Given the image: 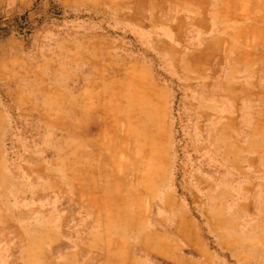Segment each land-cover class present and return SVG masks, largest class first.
Masks as SVG:
<instances>
[{"label":"rangeland","instance_id":"obj_1","mask_svg":"<svg viewBox=\"0 0 264 264\" xmlns=\"http://www.w3.org/2000/svg\"><path fill=\"white\" fill-rule=\"evenodd\" d=\"M164 250L264 264V0H0V264Z\"/></svg>","mask_w":264,"mask_h":264},{"label":"crops","instance_id":"obj_2","mask_svg":"<svg viewBox=\"0 0 264 264\" xmlns=\"http://www.w3.org/2000/svg\"><path fill=\"white\" fill-rule=\"evenodd\" d=\"M61 251V250H60ZM71 252V251H70ZM154 257L166 261L167 264H187L182 256H172L171 253L156 251L153 253ZM136 264V263H135Z\"/></svg>","mask_w":264,"mask_h":264},{"label":"bare ground","instance_id":"obj_3","mask_svg":"<svg viewBox=\"0 0 264 264\" xmlns=\"http://www.w3.org/2000/svg\"><path fill=\"white\" fill-rule=\"evenodd\" d=\"M147 244L150 245V240H147ZM167 250H169V249H167ZM167 250H164V253L165 252L169 253Z\"/></svg>","mask_w":264,"mask_h":264}]
</instances>
